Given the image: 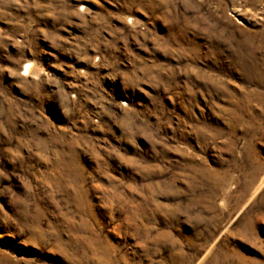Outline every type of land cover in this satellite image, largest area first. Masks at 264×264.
<instances>
[{"label":"rangeland","instance_id":"1","mask_svg":"<svg viewBox=\"0 0 264 264\" xmlns=\"http://www.w3.org/2000/svg\"><path fill=\"white\" fill-rule=\"evenodd\" d=\"M0 264H264V0H0Z\"/></svg>","mask_w":264,"mask_h":264},{"label":"bare ground","instance_id":"2","mask_svg":"<svg viewBox=\"0 0 264 264\" xmlns=\"http://www.w3.org/2000/svg\"><path fill=\"white\" fill-rule=\"evenodd\" d=\"M32 69H33V67H32V65H30V64H27L26 67H25V70H26V71H30V70H32Z\"/></svg>","mask_w":264,"mask_h":264}]
</instances>
